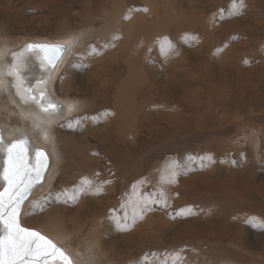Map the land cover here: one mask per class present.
Wrapping results in <instances>:
<instances>
[{"label": "rangeland", "instance_id": "obj_1", "mask_svg": "<svg viewBox=\"0 0 264 264\" xmlns=\"http://www.w3.org/2000/svg\"><path fill=\"white\" fill-rule=\"evenodd\" d=\"M141 22L154 38L141 57L143 77L131 83L119 54ZM31 41L74 47L47 93L75 110L48 144L22 114L43 113L17 94L15 75L0 88L3 135L19 130L49 159L46 183L23 206V227L59 243L76 264H264V215L255 212L264 206V93L232 90L238 80L249 90L264 80V0H0L4 60ZM107 57L113 62L97 70ZM125 83L140 112L119 127L114 105ZM239 122L245 141L236 140ZM135 183L147 205L129 223L121 204ZM60 231L69 237L53 235Z\"/></svg>", "mask_w": 264, "mask_h": 264}, {"label": "bare ground", "instance_id": "obj_2", "mask_svg": "<svg viewBox=\"0 0 264 264\" xmlns=\"http://www.w3.org/2000/svg\"><path fill=\"white\" fill-rule=\"evenodd\" d=\"M118 10V9H117ZM156 16V15H155ZM140 20V19H139ZM182 20V19H181ZM211 21V20H210ZM199 22H200V19L199 20H197V21H195V22H193L192 24L193 25H196V24H199ZM143 23L144 22H141V23H139V24H135V26H136V28L134 29V26H132V28H131V36L133 37V42H134V45L132 46V47H129V48H127V49H124V50H122L121 51V53L119 54V57L123 60V61H125L126 62V64L128 65V67H130V69H129V76H128V82H131L132 80H134V79H141L142 77H143V75H141V57H142V55H144V52H145V49H146V43L148 42H150V40H151V38H154L153 37V33H154V29H153V27L151 26V27H147V26H145L143 29H141V30H139L140 29V26L141 25H143ZM167 24H168V22H167ZM166 23H165V25H167ZM170 24H171V22H170ZM170 24H168V25H170ZM190 22H181L180 23V25L182 26V25H186V26H188V27H190L191 25H192ZM209 24H211V23H209ZM145 30V31H144ZM144 31V32H143ZM41 43V42H40ZM43 43H45V42H43ZM59 43V42H58ZM60 43H63V42H60ZM63 44H66L67 45V47H68V49H67V52H66V54H65V56H64V58L62 59V61L59 63V65L57 66V67H55L54 69H51V68H49V67H47V66H45V64L43 63V62H41V61H39V52H33V53H24V54H15L14 52H11V54H10V57H11V59H12V63L11 64H8V62L7 61H5L4 59H5V56H6V54H8L9 53V51L7 50V49H0V88L1 87H3V86H5V84L7 85V82H6V76L8 75V74H12V75H15V77H16V79H15V81L17 82V84H16V82H15V88H16V92H17V94H19L21 97H23V98H25V99H27L26 97H24V88H23V86H22V84H21V81H20V79H19V75H16L15 73H14V69L15 68H18L20 71H21V73L23 72V71H27L26 72V74H24V76L26 77V78H28L30 81H29V85H31V86H33V87H36V88H42L43 90H45L46 92H48L47 91V89H48V86H49V83L58 75V73L60 72V70H61V67L67 62V60H68V57H69V54H70V52L74 49V47L72 46V45H70L69 43H63ZM147 47H148V45H147ZM8 48V47H7ZM122 56V57H121ZM113 62V58H111V57H107V58H104V60H103V62H102V64H99L98 62H96V64H95V68L97 69V70H102V69H104V66H105V64H109V63H112ZM97 66V67H96ZM255 69V68H254ZM241 72H242V70H241ZM243 73H244V71H243ZM22 75V74H21ZM243 77H245L244 75H243ZM261 78V77H260ZM132 83V82H131ZM134 83V82H133ZM66 87H68L67 85H65ZM128 83H125V84H123L121 87H120V89H121V93L120 94H118V96L116 97V101H115V108H116V114H117V117H118V123H119V125H121V126H119V127H122L123 125H125V124H127V123H129L128 121H133L134 122V120L137 118V115H138V113L140 112V104H139V102L137 101V97L136 96H134V94L132 93L131 94V96H127V95H125V93H126V91L128 90ZM126 88V89H125ZM133 88L134 89H136V87L135 86H133ZM249 88H250V86H248V85H242V83H241V80H238V81H236V83L233 85V88H232V90H233V92L235 93V94H238L239 95V93H240V95H242V94H244V95H247L249 92H252V91H257L258 89H261V88H263V93H264V80H261V82L258 84V85H256V87H255V89H253V90H249ZM125 89V90H124ZM253 94V93H252ZM48 98L51 100V101H53V102H56V103H59V104H61L62 105V109L60 110V112L59 113H57L56 115L55 114H36V115H34V114H32V113H29V112H27V111H23V113L22 114H24L25 115V117L26 118H28V119H30L31 120V122H32V128H33V130L34 131H36V132H38L39 133V135H40V137H41V139H43L46 143H48V144H51V141H53V136H52V134H51V132H52V130H53V128H54V126L60 121V120H62V119H65L67 116H69V115H71L72 114V112L75 110V105L74 104H72L71 102H68V103H64V102H59V101H55L54 99H53V97L48 93ZM252 99V98H251ZM254 100H255V98H254ZM264 101V100H263ZM125 106H131V107H133V108H127V109H125ZM130 114H132V115H130ZM136 122H137V120H136ZM240 123V122H239ZM250 124V123H249ZM260 124V123H259ZM237 125V124H236ZM250 125H253V123L252 124H250ZM249 125V126H250ZM254 126L255 125H253V129H251L252 131L254 130ZM264 126V125H263ZM258 127V126H257ZM249 128V127H248ZM245 129V130H244ZM246 129H247V127H246V124H243V123H240L238 126H237V128H236V133H237V136H236V140H244L245 139V136L243 135V133L246 131ZM117 130V133L119 132H121L120 131V129H116ZM255 130H257V128L255 127ZM16 131H19V130H17V129H15V128H13V129H10L9 131H7L4 135H3V139H4V143L5 144H7V143H10V142H12V141H14V140H16L17 138H25V136H23V135H20V134H16L15 132ZM235 131V130H234ZM244 131V132H243ZM260 130H259V127H258V132H259ZM0 132H2L1 130H0ZM258 132H256L255 134H257ZM3 133V132H2ZM251 134L252 135H254L252 132H251ZM247 135V134H246ZM258 135V134H257ZM250 138V137H249ZM253 140L254 139V137H251L249 140ZM257 140H258V138H257ZM245 141V140H244ZM254 141H256L255 139H254ZM235 142V141H234ZM259 142V141H258ZM258 142L256 143V144H258ZM236 143H238V145L240 144L239 142H236ZM235 143V144H236ZM251 143V142H250ZM253 143H255V142H253ZM245 145H247V144H245ZM252 145H254V144H252ZM250 146H251V144H250ZM250 146H248V147H250ZM255 146H257V145H255ZM238 147H240V146H238ZM252 148V147H251ZM250 148V149H251ZM28 149H29V153L30 152H32L33 153V156L31 157L32 159L31 160H33V159H35L36 160V158H35V153H36V150L38 149V147H35V146H33L30 142H29V144H28ZM74 149H76L77 150V147H74ZM240 150V149H239ZM242 150H243V147H242ZM53 151H54V154H55V159H56V156L57 157H59V154H60V152H59V150H58V146L56 145V144H54V148H53ZM257 153H258V151H257ZM77 154V153H76ZM255 154V153H254ZM47 155V154H46ZM244 155V154H243ZM256 155V154H255ZM31 156V155H30ZM253 156V155H252ZM4 157H5V154L4 153H2V152H0V167H1V172H2V170H3V168H4ZM53 157V156H52ZM240 157H241V155H240ZM254 157H256V156H254ZM243 158H245V157H243ZM93 159V158H92ZM93 160H91V162H92ZM128 161H131L129 158H128ZM36 162V161H35ZM89 160H87V159H85V158H82L81 160H80V162H79V164L81 165V167H82V169L83 168H88L89 167ZM49 167V166H48ZM92 168H94V166L92 165L91 166ZM166 167H167V165H166ZM96 168V167H95ZM248 168H250V166L248 167ZM52 169V167H50V170ZM167 169V168H166ZM168 169H169V167H168ZM252 169V168H251ZM48 170V169H47ZM87 171L89 170V169H86ZM85 170V171H86ZM96 170V169H95ZM245 170V169H244ZM84 171V172H85ZM161 171V170H160ZM246 171H247V169H246ZM97 172V171H96ZM95 172V173H96ZM46 173H47V171H46ZM46 173H45V175H46ZM85 173H87V172H85ZM90 173V175H91V171L89 172ZM155 173V172H154ZM164 173H165V171H164ZM88 175V174H87ZM160 176V175H159ZM45 177V176H44ZM91 178H89V179H92V180H94L95 181V179H94V177H95V175H92V176H90ZM253 177V176H252ZM80 178V177H79ZM81 178H83V179H81L82 181H84L85 179H87L86 177H83V176H81ZM96 178V177H95ZM161 178V177H160ZM88 179V180H89ZM159 179V178H158ZM247 179V178H246ZM255 178H251L250 179V181L249 182H251V183H254V180ZM47 180V179H46ZM46 180H45V182H44V180L41 182V183H38V185H36L33 189H32V191H31V194L33 193V191L35 190V189H37L38 187L40 188L42 185H44L45 183H46ZM80 180V179H79ZM91 180V181H92ZM93 181V183H92V185L94 184H98L97 182L95 183ZM162 181V180H161ZM44 182V183H43ZM81 182V181H80ZM99 182V181H98ZM102 182H103V180H102ZM105 182H106V180H105ZM105 182H104V184H105ZM147 182V181H146ZM148 182L150 183H152V184H154V183H157V178L156 177H151V178H149V180H148ZM147 182V183H148ZM248 182V183H249ZM145 183V182H144ZM146 183V184H147ZM0 184H1V186H2V189L6 186V182L2 179V178H0ZM83 184V183H82ZM103 184V183H102ZM101 184V185H102ZM80 185V184H79ZM82 186V185H81ZM83 186H84V184H83ZM86 186H87V184H86ZM98 186H99V184H98ZM242 186V185H241ZM139 187H140V185L138 184V183H135L133 186H131V188L127 191V193H126V196H125V198H123L124 199V201H123V204H121L122 206H123V208L125 209V212L123 213V215H124V220H126V221H128L129 223H133V222H137L138 221V218H136V220L137 221H135V217L137 216V215H135V212H136V210H139V208H141L142 207V209H143V211H145L146 210V208H145V205H147V204H142V206L141 205H139V203L137 202L138 201V198H139ZM251 187H253V186H249V188H251ZM260 187H262V186H260ZM244 188V187H243ZM105 189V188H104ZM103 189V190H104ZM245 189V188H244ZM263 189V188H262ZM115 190H116V188H115ZM31 194H30V196H31ZM101 194V193H100ZM114 194H115V192H114ZM107 197H108V195H106ZM124 197V196H123ZM140 199V198H139ZM75 201V200H74ZM143 203H145V200H144V202ZM73 203H71V205H72ZM141 204V203H140ZM74 205V204H73ZM78 205V204H77ZM87 205V204H86ZM96 205V204H95ZM109 205H110V203H109ZM113 205V204H112ZM58 206H60V205H58ZM82 205H80V209L82 208L81 207ZM260 206V205H259ZM77 207V206H76ZM87 207H89V206H87ZM70 208V207H69ZM68 208V209H69ZM75 208V207H74ZM85 207L83 206V208L82 209H84ZM108 208V207H107ZM106 208V209H107ZM71 209V208H70ZM57 210H60V209H57ZM89 210V209H88ZM149 210V209H148ZM67 211H69V210H67ZM72 211V210H71ZM74 211V210H73ZM77 211V209L75 210V212ZM78 211H80V210H78ZM77 211V212H78ZM83 211V210H82ZM84 211L85 212H87V209H84ZM104 211V210H103ZM106 211H108V210H106ZM77 212H76V214H77ZM81 212V211H80ZM84 212V213H85ZM140 212V211H139ZM139 212H137V213H139ZM147 212V211H146ZM255 212L258 214V215H264V206H262V207H258V209L257 210H255ZM65 213V212H64ZM67 214H64V216H66V215H69V213L68 212H66ZM82 213V212H81ZM80 213V214H81ZM136 213V214H137ZM72 214L74 215L75 213H73L72 212ZM71 214V215H72ZM79 214V213H78ZM88 214V213H87ZM86 214V215H87ZM103 214V212L101 213V215ZM147 214H149V213H147ZM150 215V214H149ZM70 216V215H69ZM69 216H67V217H69ZM84 216V215H83ZM104 216V215H103ZM106 216H107V214H106ZM148 216V215H147ZM78 217V216H77ZM81 217V216H80ZM210 217V216H209ZM69 218H72V217H69ZM104 218H105V216H104ZM123 218V217H122ZM148 217H146V218H142L143 220H144V223L143 224H145L146 222V219H147ZM209 219H211V218H209ZM68 220V219H67ZM74 220V219H73ZM123 220V221H124ZM148 221H149V219H147ZM68 221H71L70 219L68 220ZM78 221V220H77ZM76 221V222H77ZM140 221V220H139ZM150 221H152L151 220V218H150ZM66 222V221H65ZM73 222H75V221H73ZM218 222V221H217ZM20 223H21V219H20ZM148 223V222H147ZM146 223V224H147ZM152 223V222H151ZM138 225H140L139 223H137ZM145 224V225H146ZM217 224V223H216ZM21 225L23 226V224L21 223ZM127 225V224H126ZM152 224H150V226H151ZM132 226H133V224H132ZM131 226V227H132ZM149 226V225H148ZM142 227H144V226H142ZM230 227V226H229ZM144 228H146V226L144 227ZM126 229V228H125ZM141 230V229H140ZM140 230H138V231H140ZM146 230V229H145ZM128 231V230H127ZM137 231V230H136ZM144 231V229L141 231V232H143ZM147 231V230H146ZM132 233V232H131ZM140 232H136V234H139ZM145 234H148L147 232L145 233ZM144 234V235H145ZM53 235L56 237V238H58V239H61V240H63L62 238L64 237V238H67V237H69V235H68V233H65V231L64 232H57V233H53ZM144 235H142L143 237H144ZM134 237H137L135 234L133 235ZM147 235H145V237H146ZM131 237H132V234H131ZM138 237H140V236H138ZM142 237V238H143ZM147 238V237H146ZM131 239V238H130ZM133 239V238H132ZM132 239H131V241H132ZM140 241V239L138 238L136 241ZM135 241V240H134ZM130 242V241H129ZM133 242V241H132ZM131 242V243H132ZM107 243V242H106ZM57 246L58 247H60L59 246V243L57 244ZM61 248V247H60ZM63 249V248H62ZM64 250V249H63ZM66 254H68L70 257V259H71V261H72V263L73 264H76L77 263V261H76V259H75V255L74 254H69L67 251H66ZM78 255V254H77ZM81 256H83V255H81ZM55 264H60V262H55Z\"/></svg>", "mask_w": 264, "mask_h": 264}, {"label": "snow or ice", "instance_id": "obj_3", "mask_svg": "<svg viewBox=\"0 0 264 264\" xmlns=\"http://www.w3.org/2000/svg\"><path fill=\"white\" fill-rule=\"evenodd\" d=\"M26 48L29 52H44V59L52 67L56 66L62 54L67 51L60 44H29ZM44 98L45 94L41 92L39 100ZM31 99L37 100V96L32 95ZM56 108V104L49 103L42 110L47 112ZM28 144L27 138H17L5 144L3 133L0 132V152L5 154L0 178L7 184L0 191V264H55L57 261L60 264H72L66 252L55 242L20 223L22 203L31 194L35 184L43 180L48 159L43 151L37 149L36 164L34 167L30 166ZM83 183L91 184V181L85 179Z\"/></svg>", "mask_w": 264, "mask_h": 264}, {"label": "water", "instance_id": "obj_4", "mask_svg": "<svg viewBox=\"0 0 264 264\" xmlns=\"http://www.w3.org/2000/svg\"><path fill=\"white\" fill-rule=\"evenodd\" d=\"M29 44H44V45H56V44H60V45H64L65 46V48L66 49H68V47H67V45L66 44H63V43H40V42H33V41H31V42H29V43H27L26 45H24V47L19 51L20 52V54H24V53H33V52H39V61H41V62H43L44 64H45V66H47V67H49V68H51V69H54L55 67H57L58 65H59V63L62 61V59L64 58V56H65V54H66V52L67 51H65L63 54H62V56H61V58L57 61V63H56V66L55 67H52L45 59H44V52H42V51H40V50H36V51H33V52H29V51H27V48H26V46L27 45H29ZM14 73L16 74V75H19V79H20V81H21V84H22V86H23V88H24V91H25V97L27 98V100L29 101V102H31V103H35L36 105H37V107H38V109H39V111L41 112V113H44V114H57V113H59L60 112V110L62 109V105L61 104H59V103H56V102H53V101H51L49 98H48V93L45 91V90H43L42 88H36V87H33V86H31V85H29V82H28V80L24 77V76H22L21 75V71L18 69V68H15L14 69ZM41 92H43L44 94H45V98L43 99V100H39V95H40V93ZM32 95H35V96H37V100H32L31 99V96ZM22 101V100H21ZM23 102V101H22ZM24 103V102H23ZM49 103H54V104H56L57 105V108L55 109V110H49V111H47V112H45V111H43L42 110V107H46ZM44 152V151H43ZM45 153V152H44ZM46 154V153H45ZM28 157H29V160H28V163H29V165L30 166H35V164H36V160L35 159H33V160H31V157H30V153H29V149H28ZM48 164H49V159H47V168H46V170L44 171V173H43V179H44V176H45V173H46V171H47V169H48ZM43 181V180H42ZM42 181H40V182H38V183H41ZM38 183H36L35 184V186L36 185H38ZM6 186H7V184H6ZM5 186V187H6ZM34 186V187H35ZM33 187V188H34ZM32 188V189H33ZM3 190V189H2ZM1 190V191H2ZM32 191V190H31ZM30 198V195L23 201V203H22V208H21V212H20V217H21V215H22V212H23V206L25 205V203L27 202V200ZM57 262H59V261H57ZM73 264V263H72Z\"/></svg>", "mask_w": 264, "mask_h": 264}]
</instances>
